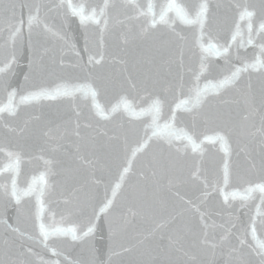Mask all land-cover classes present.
<instances>
[{"label":"snow or ice","instance_id":"snow-or-ice-1","mask_svg":"<svg viewBox=\"0 0 264 264\" xmlns=\"http://www.w3.org/2000/svg\"><path fill=\"white\" fill-rule=\"evenodd\" d=\"M0 264H264V0H0Z\"/></svg>","mask_w":264,"mask_h":264}]
</instances>
